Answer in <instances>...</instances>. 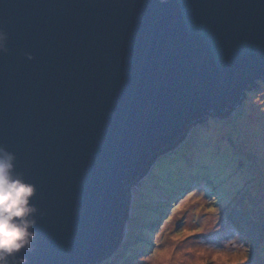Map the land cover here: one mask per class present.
<instances>
[{
	"label": "water",
	"instance_id": "95a60500",
	"mask_svg": "<svg viewBox=\"0 0 264 264\" xmlns=\"http://www.w3.org/2000/svg\"><path fill=\"white\" fill-rule=\"evenodd\" d=\"M0 31V147L35 186L26 264L108 259L156 158L264 80V0H0Z\"/></svg>",
	"mask_w": 264,
	"mask_h": 264
},
{
	"label": "rangeland",
	"instance_id": "374dc122",
	"mask_svg": "<svg viewBox=\"0 0 264 264\" xmlns=\"http://www.w3.org/2000/svg\"><path fill=\"white\" fill-rule=\"evenodd\" d=\"M132 193L123 239L98 264H264V80L194 125Z\"/></svg>",
	"mask_w": 264,
	"mask_h": 264
},
{
	"label": "clouds",
	"instance_id": "9594fccd",
	"mask_svg": "<svg viewBox=\"0 0 264 264\" xmlns=\"http://www.w3.org/2000/svg\"><path fill=\"white\" fill-rule=\"evenodd\" d=\"M4 38L0 31V41ZM14 160L12 153L0 147V264H26V257L16 254L30 249L35 237L30 231L36 224L37 209L30 204L35 186L14 171Z\"/></svg>",
	"mask_w": 264,
	"mask_h": 264
},
{
	"label": "snow or ice",
	"instance_id": "6c2138e0",
	"mask_svg": "<svg viewBox=\"0 0 264 264\" xmlns=\"http://www.w3.org/2000/svg\"><path fill=\"white\" fill-rule=\"evenodd\" d=\"M209 211H213V212H214V211H215V209H209Z\"/></svg>",
	"mask_w": 264,
	"mask_h": 264
},
{
	"label": "trees",
	"instance_id": "16d2710c",
	"mask_svg": "<svg viewBox=\"0 0 264 264\" xmlns=\"http://www.w3.org/2000/svg\"><path fill=\"white\" fill-rule=\"evenodd\" d=\"M231 111V110H230ZM220 117V116H219ZM173 162H174V160H173ZM172 182H173V180H172ZM168 183L170 184V182L168 181Z\"/></svg>",
	"mask_w": 264,
	"mask_h": 264
},
{
	"label": "bare ground",
	"instance_id": "6f19581e",
	"mask_svg": "<svg viewBox=\"0 0 264 264\" xmlns=\"http://www.w3.org/2000/svg\"><path fill=\"white\" fill-rule=\"evenodd\" d=\"M248 93V92H247Z\"/></svg>",
	"mask_w": 264,
	"mask_h": 264
}]
</instances>
